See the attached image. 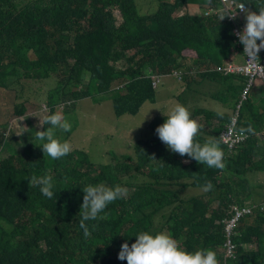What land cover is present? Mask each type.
<instances>
[{
	"label": "trees",
	"instance_id": "16d2710c",
	"mask_svg": "<svg viewBox=\"0 0 264 264\" xmlns=\"http://www.w3.org/2000/svg\"><path fill=\"white\" fill-rule=\"evenodd\" d=\"M237 1L254 3L255 11L264 6V0ZM210 4L219 7L217 1ZM190 6V0H160L157 11L143 14L135 0H0V106L9 99L12 106L0 119V264H127L117 258L120 247L134 243L141 231L171 233L187 251L212 249L219 264L259 263V253H246L245 246L264 248L263 205L257 208L261 221L242 214L234 225L237 236H225L224 221L235 209L264 203V145L257 137L264 135V112L254 105L264 86L251 90L236 121L248 141L231 151L222 134H228L234 117L228 109L236 108L247 79H219L212 71L235 55L244 60L243 46L226 16L220 20L225 14L203 19L185 14ZM211 26L220 36L210 34ZM176 72L183 74L184 90L171 98L201 125L198 142L219 144L223 170L171 152L155 133L167 115L153 107L159 105L153 78ZM86 73L91 78L83 84ZM201 86L228 109L206 110ZM103 96L112 101L116 121L137 116L148 102L156 112L145 133L123 141L121 149L112 141L127 135L123 125L100 131L111 145L102 152L111 159L102 163L92 159L89 144L75 145L71 132L73 151L52 160L35 143V132H21L15 123L40 113L38 131H44L45 116H83L87 104L99 110ZM44 174L56 185L52 199L33 183ZM205 181L213 185L207 192L201 190ZM97 183L119 184L128 192L108 205L105 219L86 222L85 238L82 189ZM228 242L237 247L235 257H228Z\"/></svg>",
	"mask_w": 264,
	"mask_h": 264
},
{
	"label": "clouds",
	"instance_id": "9594fccd",
	"mask_svg": "<svg viewBox=\"0 0 264 264\" xmlns=\"http://www.w3.org/2000/svg\"><path fill=\"white\" fill-rule=\"evenodd\" d=\"M219 4L218 8L211 7L210 2L206 4H192L189 11L185 14L190 16H200L203 19L219 15V13L225 14L220 20L226 16V21L230 22L233 26V33L235 39L243 46V53L245 54L244 60H241L243 64L238 67H234L233 63H237L238 55L232 58V63L226 62L223 66H218L216 73L221 77L228 78L232 76L243 77L247 79L246 86L243 94L240 97V101L236 104V108L230 109V114H233L232 124L228 126V129L233 128L237 137L241 138V142L234 144L232 141H227L226 134H222L225 144L231 143V151L239 147H243L248 141V134L241 132L236 127V121L240 115V110L244 106V102L248 100L249 94L254 89L264 86V77L250 76L245 72L247 67V60L255 67H264V6L260 7L258 11L254 10V3L249 4L243 1L228 0L224 2L222 0H214ZM192 7H197L199 12H192ZM250 8L253 11H250ZM174 19H178L174 17ZM211 35L218 34L217 30L211 26ZM226 29V28H224ZM220 36V31L219 34ZM227 39H230L226 37ZM259 41V43H257ZM261 53V57L258 55ZM258 63V65H257ZM174 76H161L153 78L154 86L157 90L162 86L169 88V84L178 86L181 81L179 72L174 73ZM91 78L90 73H86L83 77V84H87ZM171 79H179V81L171 82ZM207 96L208 87L201 86ZM184 90V89H183ZM158 93V92H157ZM210 96H207L208 98ZM202 99V98H201ZM205 99V100H209ZM255 106L261 113L264 112V94L260 97H256ZM213 102H217L213 99ZM218 103V102H217ZM205 107V106H204ZM236 114V116H235ZM40 123V121H39ZM44 124L48 127L44 131H36L35 138L42 143L39 145L44 153L52 160H59L73 151V145L69 140L61 139L57 132L67 133L71 130L72 124L68 118L59 112L51 113L44 117ZM41 125V123H40ZM201 125L191 117V113L188 108L182 104L177 103L174 108L168 113L164 120V123L155 129L159 140L166 146L168 150L173 153H178L180 156L187 155L192 160H195L198 164L207 165L208 168H215L223 170L225 168V162L223 160L224 153L219 144L213 140H207L204 143L198 142L195 137L200 133ZM251 132L252 129H247ZM258 142L264 145V135L258 133ZM230 151V152H231ZM33 183L38 186L39 192L42 196L48 199H52L56 194V185L53 181V177L48 174H44L38 177H33ZM213 187L210 181H205L201 185V190L204 192L209 191ZM83 203L80 206V228L83 230V236L87 238L90 234L89 227L86 222L103 220L106 218L105 210L116 200L122 199L127 195L128 189L119 184L111 187L106 186L104 183L89 184L82 189ZM263 205L264 203L260 202ZM259 207L258 204L247 206L239 209H235L234 214L230 220L224 221L227 225L225 236L234 237L239 235L236 233L234 225L238 219L244 215H253ZM253 219V218H252ZM239 225V224H237ZM92 230H95L96 225L93 224ZM234 232V233H233ZM234 234V236H233ZM246 253H259L260 259L258 264H264L262 255L264 248L259 244H251L245 246ZM235 250L237 247L232 243H227L228 257H235ZM118 260L125 261L127 264H219L216 252L212 249H199L194 252L187 251L181 248L176 239L173 238L171 233L160 231L152 233L151 231H141L135 235V242L130 246L127 242L123 243L120 247V251L117 256ZM250 264H254L253 261L248 260Z\"/></svg>",
	"mask_w": 264,
	"mask_h": 264
},
{
	"label": "rangeland",
	"instance_id": "374dc122",
	"mask_svg": "<svg viewBox=\"0 0 264 264\" xmlns=\"http://www.w3.org/2000/svg\"><path fill=\"white\" fill-rule=\"evenodd\" d=\"M168 1V0H166ZM214 0H190V2H193L192 4H206ZM170 2V1H169ZM135 3L137 5V8L139 12H142L143 14H150L158 10L160 0H135ZM118 13L115 12V15ZM119 15V14H118ZM217 33L219 34V30H217ZM214 35V34H213ZM216 60V59H214ZM239 59H237L238 61ZM240 61V60H239ZM169 90H170V96H169ZM183 92V85H173L170 86L169 89L166 86L160 87L158 91V104L157 106H153L154 108H159L163 112V114L168 115V113L174 108V106L178 103V100L176 98H171L172 95L175 94H181ZM100 101H102L101 106H99V110L97 106H94V104H87L86 106V113L81 116L79 114L73 115L74 117H71L69 120L72 124V128L69 132L63 133V132H57V135L61 139L69 140V134L71 132V136H76L78 138V142L75 143V145H78L81 149H84L82 145L89 144L88 146V152L92 155V159L95 160L97 163H102L104 160H110L111 158L106 155V153L103 155L102 152L106 149H108L111 145L110 137L106 134L105 131L109 130L114 127V124H117V126H124L123 130L126 132V136L123 138L122 141H112L113 143L117 144V148L121 149V143L123 141H127L128 138L142 135L145 133L144 130L149 128L150 122L153 119L155 112L152 110V105L150 102H148L141 113H139L137 116H128V118L125 121H116V117L113 114V104L112 101L103 96L99 98ZM11 100L9 99L7 102L4 101L2 106H0V119L5 118L3 116V113H6L7 111L10 112L12 109V106L10 105ZM233 102V101H232ZM10 105L8 108L7 106ZM91 105V106H90ZM201 105L207 107L209 106V109L215 110V112H219L221 110L226 111L228 108L224 107L222 104L213 102V100H205L201 99ZM44 106V103H40L38 107ZM231 109V106H230ZM228 109V111H230ZM38 114H34L33 118H22L19 120H16L15 123L19 122L21 125V132L31 130L32 132L38 131V128H41L42 120L38 118ZM3 116V117H2ZM31 119V120H30ZM15 119L13 118L12 121ZM41 125H40V123ZM8 121H4L3 123H7ZM14 123V124H15ZM89 138H91L90 142ZM70 141V140H69ZM35 143L41 144L42 142L39 140H36ZM6 156V155H3ZM259 175L256 174V180L258 181ZM255 180V181H256Z\"/></svg>",
	"mask_w": 264,
	"mask_h": 264
},
{
	"label": "built area",
	"instance_id": "2783aa9c",
	"mask_svg": "<svg viewBox=\"0 0 264 264\" xmlns=\"http://www.w3.org/2000/svg\"><path fill=\"white\" fill-rule=\"evenodd\" d=\"M222 1L227 2L228 0H222ZM261 67L264 68L263 66ZM244 70L250 76V78L261 77V76L264 77V69L253 66L248 62V60H247V67ZM226 138L227 141H232L234 144H238L242 141L240 137H237L235 135L233 128L228 129V134H226Z\"/></svg>",
	"mask_w": 264,
	"mask_h": 264
},
{
	"label": "crops",
	"instance_id": "0c3cea01",
	"mask_svg": "<svg viewBox=\"0 0 264 264\" xmlns=\"http://www.w3.org/2000/svg\"><path fill=\"white\" fill-rule=\"evenodd\" d=\"M192 12H199V9L197 8V7H192ZM241 64H243V62H241V61H239L238 60V62L237 63H233L232 65H234V67H238L239 65H241ZM224 65V64H223ZM222 65V66H223ZM218 67H216L215 68V70L214 71H212V74H215V75H219V74H217L216 73V69H217ZM220 77L221 76H219V77H217V78H219L220 79ZM170 86H173L172 84H169V87ZM169 89V88H168ZM170 90H169V96H170ZM206 108V110H210V111H215V110H213L212 108L211 109H209V106L207 105V107H205ZM225 111H223V110H221V111H219V112H216L217 114H222V113H224ZM235 116H236V114H235ZM256 180V179H255ZM257 181V180H256ZM259 204H260V202H259ZM253 220L256 222V221H261V219H260V215L255 211L254 212V214H253Z\"/></svg>",
	"mask_w": 264,
	"mask_h": 264
},
{
	"label": "bare ground",
	"instance_id": "6f19581e",
	"mask_svg": "<svg viewBox=\"0 0 264 264\" xmlns=\"http://www.w3.org/2000/svg\"><path fill=\"white\" fill-rule=\"evenodd\" d=\"M191 92H192V91H191ZM195 94H196V93H195ZM189 97H190V96H189ZM187 105H188V104H187ZM197 109H198V108H197ZM197 114H198V113H197ZM197 114H196V115H197ZM222 123H224V122H222Z\"/></svg>",
	"mask_w": 264,
	"mask_h": 264
}]
</instances>
